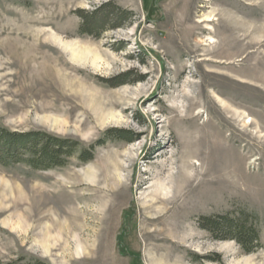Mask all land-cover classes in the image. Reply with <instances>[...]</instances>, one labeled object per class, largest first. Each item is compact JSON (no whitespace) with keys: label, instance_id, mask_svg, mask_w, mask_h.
Masks as SVG:
<instances>
[{"label":"rangeland","instance_id":"1","mask_svg":"<svg viewBox=\"0 0 264 264\" xmlns=\"http://www.w3.org/2000/svg\"><path fill=\"white\" fill-rule=\"evenodd\" d=\"M263 1L0 0V127L78 143L50 168L31 165L30 152L0 154V179L26 194L38 187L55 215L80 208L88 246L80 254L71 238L47 237L45 203H17L0 189V264H264ZM69 45L89 57L73 61ZM193 151L206 206L177 231L165 226L173 243L159 242L148 236L155 226H145L141 199L163 163L176 172ZM118 156L127 168L104 222L97 203L75 193L95 192L84 175ZM241 215L258 230L251 251L205 227Z\"/></svg>","mask_w":264,"mask_h":264},{"label":"bare ground","instance_id":"2","mask_svg":"<svg viewBox=\"0 0 264 264\" xmlns=\"http://www.w3.org/2000/svg\"><path fill=\"white\" fill-rule=\"evenodd\" d=\"M70 45L63 46V49L67 52H70V59H72L73 61L80 62L82 60H86L89 57L90 55L89 52L87 51L76 52L74 49L70 48ZM229 148L232 149L231 146H229ZM197 156H198V152L193 151L192 153H188L187 155H183L180 158H178V160L175 162L177 165V169H178L176 172H173L171 168L170 169L165 168L167 165L163 163L164 167L162 166L160 171L156 173L155 176L158 177L160 175H163L161 178H164V180H162L159 177L156 183L152 185L150 184L146 187V188H150V190L144 193L146 197L143 200L141 199L140 203H141L142 210L146 216L145 226L147 227H149L150 225L155 226V229H153L152 231H149V235H148L149 237L151 238L156 237L158 238L159 242L173 243L171 239L172 236L170 234H165V231H166L165 226H170L171 228H173L174 231L175 230L177 231L178 229H180L182 225V221L186 217H188L192 211H195L199 208H202L203 206L204 207L206 206V203H207L206 195L205 193H203L202 189L201 190L198 189L200 183H196V180L198 179V174L202 172L198 171L199 166L198 165H197L198 167L196 166L198 162L195 161L196 163H194L192 161L194 158L196 159ZM130 159H132L131 156H130ZM126 168L127 167L124 165L123 161L119 159V156H118L117 159H115L113 162L108 163L106 165H102L101 163H98V164L91 166L90 170L87 171V173L84 175V177L86 178L88 176H92L91 177L93 181L92 188L94 189L95 192L92 191L91 194H87V193H84L85 192L84 191L82 192L83 193L82 194V193H79L81 192L80 190L78 193H75V195H77L78 199L79 198L83 199V201L84 200L87 201L90 199L97 203L95 207V210L97 212L95 213L94 217H96L97 215L99 219L104 220L105 218L104 215L106 213H103V212L107 210V207H109V210H110L112 207V204L116 202V198L118 197L120 186H122L123 181H124L123 180L124 175L122 172L123 170H126ZM234 173H235V170L231 173L232 182L230 184L232 187H235L234 186L235 185ZM80 177L77 176L76 177L77 179L76 178L75 179L79 180ZM143 179L141 178L139 180L140 183L143 182ZM0 181H3L2 183H0L1 192H5L3 194L10 196L12 201H17V203L24 202L28 204V199H29L32 201L35 200L36 201L35 204H37L38 202L45 203L43 205L44 211H42L41 209L40 210L42 212H45V211L49 212L50 214H47V213L46 214L47 216L49 215V217L52 218L51 223L46 224L44 228V233L47 235V237L49 238L55 237L56 239H61V240L63 239L65 241H68V239L71 238L76 244L77 253L81 254L82 252H84V250H88L87 249L88 246L84 243L85 239L83 241L82 236H81L82 234H80V231H79L83 229L82 227L85 226L83 222L81 223V219H83V215L81 214L82 210L80 208L75 207L74 209H72L70 207L67 209L64 206L65 208L63 211L64 215L63 216L55 215L56 212L55 211L52 212V209H53L52 207H49V209L46 208V204H48L46 203L47 197L43 194V192H38L39 190L38 187H33L32 185L29 186L31 191L34 190V192H29V194H26L25 192L22 191V188L20 187V185L10 183L9 181H6L4 179H0ZM90 187L88 189H90ZM59 195H63V197L65 196L64 202L68 204L69 206H71L70 204H74V201H73L74 197H71L72 195L70 194V192L60 191ZM77 204L79 205V203ZM34 210L36 211V209ZM25 214L26 215L24 217H25L26 222L28 223L31 220L33 215L31 214V211L26 212ZM156 214L158 216H154ZM12 217L14 218L15 215L9 216L8 219L11 220ZM18 217L21 222H25L21 216L18 215ZM41 219H45V217H41ZM170 219L172 220V222L169 221ZM38 224L41 226V222H39ZM162 227H164L165 229ZM155 249L159 252L164 251L166 252V254H169V250L166 247L157 246L155 247ZM160 259L161 257H159V260ZM159 260H156L158 264H167L166 262L162 263L161 260L159 262Z\"/></svg>","mask_w":264,"mask_h":264},{"label":"trees","instance_id":"3","mask_svg":"<svg viewBox=\"0 0 264 264\" xmlns=\"http://www.w3.org/2000/svg\"><path fill=\"white\" fill-rule=\"evenodd\" d=\"M88 25H90L89 21L83 24V27L91 32L92 30L88 28ZM76 147H78L76 141L57 137L46 132H16L0 127V154L15 157L19 153L30 152L34 159L26 161L36 168L64 165L66 163L64 157L71 155ZM81 154L84 160L92 157V154L86 149H83ZM3 156L0 155V158ZM208 221L209 224L205 227L217 235L219 239L236 240L246 251H251L259 245L257 227L247 215L234 218L224 216L219 220L208 218Z\"/></svg>","mask_w":264,"mask_h":264}]
</instances>
